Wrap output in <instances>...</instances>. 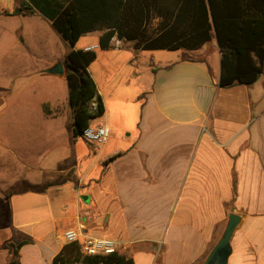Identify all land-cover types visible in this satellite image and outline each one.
Wrapping results in <instances>:
<instances>
[{"label": "crops", "instance_id": "0c3cea01", "mask_svg": "<svg viewBox=\"0 0 264 264\" xmlns=\"http://www.w3.org/2000/svg\"><path fill=\"white\" fill-rule=\"evenodd\" d=\"M4 3L0 16L15 0ZM88 33L79 48L96 46L88 70L110 131L97 163L82 165L95 151L73 134L72 47L62 75L48 65L0 89V264H50L63 233L81 225L134 264H202L230 212L240 218L226 264H264V72L220 87L215 36L195 49H101V31Z\"/></svg>", "mask_w": 264, "mask_h": 264}, {"label": "trees", "instance_id": "16d2710c", "mask_svg": "<svg viewBox=\"0 0 264 264\" xmlns=\"http://www.w3.org/2000/svg\"><path fill=\"white\" fill-rule=\"evenodd\" d=\"M19 8L43 15L72 45L92 31H101V49L112 47L113 36L142 49H195L215 36L220 50V87L250 84L264 72V0H25ZM95 56L94 49L73 47L66 54L65 77L75 136L104 112L102 97L88 70ZM1 213L6 223V203ZM31 243L12 245V254L17 256L21 246ZM39 246L51 250L49 244ZM50 264L134 263L116 250L86 255L77 242H65L52 255Z\"/></svg>", "mask_w": 264, "mask_h": 264}, {"label": "rangeland", "instance_id": "374dc122", "mask_svg": "<svg viewBox=\"0 0 264 264\" xmlns=\"http://www.w3.org/2000/svg\"><path fill=\"white\" fill-rule=\"evenodd\" d=\"M3 1L5 2L4 7L10 9V0ZM24 1L15 0L13 12L0 16V89L6 85H12V83L24 82L23 80L30 76L28 73L31 70L42 69L48 65H55L59 61L62 62L71 47H82L80 45L93 37V33L82 34L71 45L40 13L25 14V12H21L19 4ZM149 52L158 56L165 54L163 52L173 51L153 50ZM55 85L57 87L55 94L61 97L66 90L63 79L57 78ZM87 146L90 145L87 143ZM92 147L95 154L91 151L90 160H82L84 166L97 163V146L92 144Z\"/></svg>", "mask_w": 264, "mask_h": 264}, {"label": "built area", "instance_id": "2783aa9c", "mask_svg": "<svg viewBox=\"0 0 264 264\" xmlns=\"http://www.w3.org/2000/svg\"><path fill=\"white\" fill-rule=\"evenodd\" d=\"M110 43L112 47H119L121 46L122 39L113 36ZM95 47V45H89L84 49L89 50ZM90 106L94 109L96 105L92 102ZM109 134V127L106 123L96 117L82 129L80 136L85 141L95 146H100L108 140ZM83 228L84 227L81 225L78 228L66 230L63 233L65 241L77 242L81 252L86 255H105L117 249V243L113 239L88 235Z\"/></svg>", "mask_w": 264, "mask_h": 264}, {"label": "water", "instance_id": "95a60500", "mask_svg": "<svg viewBox=\"0 0 264 264\" xmlns=\"http://www.w3.org/2000/svg\"><path fill=\"white\" fill-rule=\"evenodd\" d=\"M45 70L49 73L58 75H62L64 71L63 64L60 61ZM239 218V215L234 212L228 214L227 222L220 238L210 249L202 264H226L227 257L231 252L230 238Z\"/></svg>", "mask_w": 264, "mask_h": 264}]
</instances>
